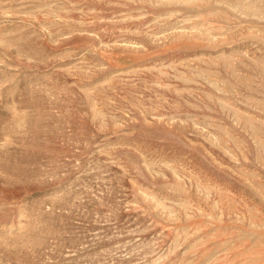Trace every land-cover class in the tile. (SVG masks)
I'll return each instance as SVG.
<instances>
[{
  "label": "rangeland",
  "instance_id": "obj_1",
  "mask_svg": "<svg viewBox=\"0 0 264 264\" xmlns=\"http://www.w3.org/2000/svg\"><path fill=\"white\" fill-rule=\"evenodd\" d=\"M0 264H264V0H0Z\"/></svg>",
  "mask_w": 264,
  "mask_h": 264
}]
</instances>
